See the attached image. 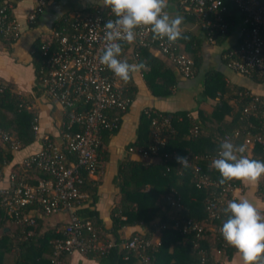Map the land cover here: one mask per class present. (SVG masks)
Masks as SVG:
<instances>
[{"label":"built area","instance_id":"built-area-1","mask_svg":"<svg viewBox=\"0 0 264 264\" xmlns=\"http://www.w3.org/2000/svg\"><path fill=\"white\" fill-rule=\"evenodd\" d=\"M19 0H2L0 3V33L4 37L17 39L19 30L14 16H9ZM101 3L89 11L71 13L58 28L42 38L40 52L44 57L42 76L40 80L41 95L55 102L63 111L64 120L61 124L59 140L55 142L48 136H42L40 148L25 156L18 167L23 171L39 170L47 177L28 183L14 172H8L5 177L0 171V180L5 185L0 187V210L10 221L23 226L34 224L36 216L49 217L55 214L65 215L64 223L58 229L62 237L52 241L51 264H62L61 255L72 252L84 253L92 251L102 253L113 245L111 239H101L89 220L79 218L75 213L77 204L85 194L78 187L82 182L81 170L89 176L97 172L99 167L98 150L102 145L100 131L115 127L116 116L111 112H123L127 109L129 99L122 92L123 81L99 62V56L105 47L104 24L116 17L111 9ZM47 2L37 0L34 9L27 15L29 22H34L36 16ZM233 5L240 17L238 41L222 52L225 65L230 70L245 76L252 74L264 75V4L261 0H168L179 13L190 15L199 28L207 30L206 41L213 42L214 30L224 33L227 23L224 14L227 4ZM168 10L165 9V11ZM137 39L129 44L121 42L122 50L131 52V61L120 55L119 59L135 63L138 47L147 48L153 55L164 58L181 78H190L194 74L192 58L183 50V44L176 41L169 44L167 39H153L148 28H137ZM126 48V47H125ZM253 100H257L254 97ZM248 112V107L242 109ZM264 116V109L262 111ZM169 127V121L164 116H153L150 121L152 143L147 146H129L127 153L142 159L158 155L162 144V131ZM37 117L33 118L32 130L37 133ZM195 132V129L192 130ZM230 141L228 135L221 138ZM0 141L6 143L13 151L20 144L12 135L0 128ZM248 145L258 144L264 151V128L260 134H248L245 138ZM218 151L207 158V167L218 157ZM175 153H163V159H175ZM188 157L191 168V178L197 189L206 186H218V183L202 172L201 165L196 161L198 156ZM176 161V159H175ZM177 162V161H176ZM178 163V162H177ZM5 178V179H3ZM234 187L229 183L221 185L217 195L210 193L206 198L205 209L208 219L219 218L218 206L221 195L231 192ZM170 206L179 208L178 198L167 196ZM35 202L37 209H26ZM219 225L202 224L191 219H174L170 227L178 229L181 234H193V246L204 238L206 230L216 231L219 248L215 255H222L228 245L223 239ZM165 224L159 228H165ZM154 233V232H153ZM153 233L145 236L134 233L128 236L120 246L128 252L139 255L146 260L143 253L159 244V238ZM202 250H198L201 252Z\"/></svg>","mask_w":264,"mask_h":264},{"label":"trees","instance_id":"trees-1","mask_svg":"<svg viewBox=\"0 0 264 264\" xmlns=\"http://www.w3.org/2000/svg\"><path fill=\"white\" fill-rule=\"evenodd\" d=\"M261 1L264 4V1ZM1 2L2 0H0ZM90 9L63 14L54 22L52 29L58 28L65 22L67 20L65 18H68L69 14ZM8 15L13 16L12 10L8 11ZM179 15L183 17V21L194 22V18L190 15L181 12ZM235 15L241 17L237 9L228 3L227 11L224 14L227 23L225 32L219 33L218 30H214L211 44H220L225 40L231 28V20L234 21ZM200 29L202 37L182 30L187 39L177 40L183 44V50L192 58L194 66L192 76L196 74L200 65L198 54L200 44L203 40L206 41L207 30ZM42 38L33 42L30 51L35 76L34 95L41 93L39 85L44 61L40 52ZM0 40L10 44L16 39L4 37L0 33ZM123 47L125 50L127 49L126 45ZM125 50H122L121 55L129 62L132 60L131 52ZM134 50L137 51L135 63L143 62L146 65V68L140 70V74L150 94L159 97L169 96L177 84L176 71L166 65L158 56L153 55L147 48L138 47ZM223 61L225 62L224 59ZM249 77L259 81L264 75L252 74ZM202 87L200 93L202 98L217 99L209 114L199 111L198 116L193 118L187 111L165 112L154 108L141 110L136 129V140L129 146H147L152 143L150 121L153 116L166 117L169 127L161 133L163 142L158 148L157 156L149 159H132L128 154L118 162L112 183L118 190L119 198L110 207L111 223L108 229L103 226L97 211L93 208L96 182L84 170H81L83 179L78 189L85 192L91 200L87 206L84 205L85 200H81L74 213L79 218L89 220L101 239L108 238L113 242L112 246L100 254L88 251L81 253L83 256L93 259L99 264H215L213 250L220 247L216 231L206 230L204 238L198 242L196 248L193 246V234H181L178 229H173L170 225L176 218L179 220L191 219L205 225L217 226L228 218V214L223 209L230 200H234L231 192L221 195L222 201L218 206L219 218L208 219L207 217L206 198L210 193L217 195L222 185L219 183L220 173L213 167H207V158L214 155L219 149L220 140L224 135H228L231 143L235 146H247L245 143L247 133L254 135L262 132L264 128V116L262 115L264 98L250 93L241 86L226 83L222 74L214 69L204 73ZM122 92L128 97L130 104L135 92V86L131 79L127 83H122ZM254 97L257 100H253ZM128 107L123 112L109 114L110 117L116 116L117 122L115 127L100 131L101 142L107 141L110 136L116 133L121 116L128 110ZM244 107H248L247 113L242 112ZM35 116V112L30 107V101L17 93L11 84L0 81V128L18 141L20 144L18 149L34 141L35 133L32 130V123ZM193 129L195 132H192ZM13 152L6 143L0 141V170L4 164L10 161ZM165 152L182 156L187 153L191 156H198L199 159L196 161L201 165L202 172L216 181L218 186L197 189L191 178V168L183 167L175 159H163L162 154ZM98 153H100V148ZM237 155H242V153H237ZM250 159L264 161V151L256 143L251 146ZM10 171L31 184L38 179L47 177L46 173L39 170L23 171L19 168ZM32 177H34L33 180ZM226 183L236 187L239 185V180ZM258 192L261 194L264 190L259 187ZM167 196L178 198L181 206L179 208L170 206ZM26 209L39 210V205L33 202L27 205ZM160 212L163 214L159 221L153 224L154 218ZM48 218L36 216L33 225L23 226L10 221L5 212L0 210V264H51L52 241L62 235L58 230L60 227L57 228L59 224L49 226ZM138 224L146 227V231L142 233L145 236L154 230L159 233V244L143 253L147 256L146 260L139 259L137 253L128 252L120 246V243L127 237L121 236L119 230L125 226ZM161 224H165L166 227L159 228ZM133 234L131 233L129 236ZM209 238L210 241H208ZM231 249L232 247L227 245L222 255L228 257ZM198 250L202 251L198 252ZM68 256L69 254L66 253L61 255L62 264H68Z\"/></svg>","mask_w":264,"mask_h":264},{"label":"crops","instance_id":"crops-1","mask_svg":"<svg viewBox=\"0 0 264 264\" xmlns=\"http://www.w3.org/2000/svg\"><path fill=\"white\" fill-rule=\"evenodd\" d=\"M37 0H19L12 9V15L16 19L19 30L18 38L6 44L0 40V81L11 84L17 93L30 101V107L37 117V133L34 141L29 145L15 150L12 153L10 161L1 168L2 174L5 175L10 170L16 168L18 163L28 154L36 152L41 146L42 136H48L55 142H60L59 136L61 124L64 120L62 109L53 101L46 97L34 95L33 89L35 84L34 69L31 60V46L33 42L48 34L53 28L54 22L63 14L74 11H82L92 8L101 3V0H50L41 9L36 16L34 22H29L27 15L36 6ZM167 12L170 16H180L172 4H169ZM231 20V28L220 44H211L202 41L198 50L200 57V65L196 74L190 78H181L176 73L177 84L172 93L167 97L153 96L146 88L140 71L131 75V80L135 86L133 99L131 100L128 110L121 116L119 128L110 138L102 142L99 153V167L90 177L95 180V202L93 208L97 211L105 228L110 227L109 212L110 207L119 198L117 188L112 183V179L116 174L118 162L128 155L126 148L136 140V129L138 125L139 114L144 108H154L159 111L174 112L187 111L195 118L198 112L209 114L212 110L216 98H202L200 93L203 89L202 80L204 73L210 69H214L222 74L226 83L241 86L250 93L264 98V77L256 81L249 76H245L234 72L226 67L222 58L223 49L235 44L238 41V33L240 27V18L235 15ZM181 30H187L198 37H202V31L195 22L183 21ZM159 57V56H158ZM166 65L172 66L162 57ZM245 152L242 155L250 158L251 145L245 146ZM130 158H139L129 154ZM5 179V178H3ZM34 177H32V180ZM30 183L29 181H27ZM33 182V181H32ZM5 180H0V187L4 186ZM264 190V176L255 185L248 182L239 181V185L231 191L232 198L239 200L247 198L252 202L264 216V192H258V188ZM85 206L90 202V197L85 193ZM163 212H160L154 218V223L159 221ZM65 215L55 214L49 216L48 225L53 226L64 223ZM146 227L143 225H131L122 227L119 233L124 238L131 233H144ZM154 232V233H153ZM154 237L159 238V233L152 231ZM210 241V238L208 239ZM215 264H242L237 250L232 247L228 257L224 255L214 254ZM68 264H99L93 259L86 258L79 252H72L68 256Z\"/></svg>","mask_w":264,"mask_h":264},{"label":"clouds","instance_id":"clouds-1","mask_svg":"<svg viewBox=\"0 0 264 264\" xmlns=\"http://www.w3.org/2000/svg\"><path fill=\"white\" fill-rule=\"evenodd\" d=\"M103 5L111 9L116 19L104 24L105 47L99 62L124 83L129 82L133 73L146 68L143 62L130 64L119 59L121 42L133 43L137 39V28L146 27L153 39L166 38L169 44L187 39L181 30L183 17H172L165 11L168 0H104ZM245 150L243 145L235 146L227 140L220 144L218 157L211 161V167L220 173V184L239 180L255 185L264 176V161L237 155ZM175 159L183 167L188 166L187 156L177 155ZM223 211L228 218L220 233L226 243L237 250L242 264H264V216L258 208L242 198L230 200Z\"/></svg>","mask_w":264,"mask_h":264},{"label":"rangeland","instance_id":"rangeland-1","mask_svg":"<svg viewBox=\"0 0 264 264\" xmlns=\"http://www.w3.org/2000/svg\"><path fill=\"white\" fill-rule=\"evenodd\" d=\"M264 1V0H263ZM40 86V85H39ZM40 91H41V89H40ZM14 169H19V167L18 166H16V168H14Z\"/></svg>","mask_w":264,"mask_h":264}]
</instances>
